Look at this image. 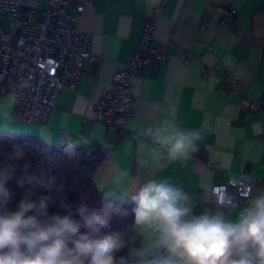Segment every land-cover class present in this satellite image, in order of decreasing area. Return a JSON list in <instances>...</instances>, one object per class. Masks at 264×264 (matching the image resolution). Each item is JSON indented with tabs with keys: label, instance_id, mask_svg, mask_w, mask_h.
<instances>
[{
	"label": "crops",
	"instance_id": "obj_1",
	"mask_svg": "<svg viewBox=\"0 0 264 264\" xmlns=\"http://www.w3.org/2000/svg\"><path fill=\"white\" fill-rule=\"evenodd\" d=\"M82 2L75 25L93 34L96 58L84 61L74 89H61L46 124L15 119L14 95H2L0 130L35 134L55 146L71 142L100 148L103 158L94 169L93 183L105 195L124 201L153 178H169L183 187L197 215L217 208L211 187L230 177L254 179L252 196L264 192V0ZM231 6L237 14L222 24ZM150 18L155 21L153 45L165 56L133 73V106L125 132L119 134L115 126L96 119L95 102L113 88L116 70L136 53ZM244 98L259 101L261 107L245 109ZM166 119L199 133L198 150L188 159L156 161L147 149L141 150V144L153 147L141 133ZM246 206L220 210L235 219Z\"/></svg>",
	"mask_w": 264,
	"mask_h": 264
},
{
	"label": "clouds",
	"instance_id": "obj_2",
	"mask_svg": "<svg viewBox=\"0 0 264 264\" xmlns=\"http://www.w3.org/2000/svg\"><path fill=\"white\" fill-rule=\"evenodd\" d=\"M141 135L153 145L141 144V150L147 149L156 161L188 159L198 150L200 139L198 132L167 119ZM73 147L70 142L67 150ZM23 155L19 147L0 154V264H264V192L250 196L248 206L229 219L220 209L235 207L231 200L218 201L217 208H205L197 215L183 187L169 178L147 179L127 195L134 204V220L127 233L101 235L113 211L119 209L109 203L102 212H89L82 204L77 211L83 224L72 218L71 211L50 214L53 196H33L37 185L51 192V180L34 176L19 180L21 186L27 182L33 188L16 211L8 210L12 193L7 183L16 172L14 162ZM82 227L88 231L81 232ZM124 249L126 254L117 255Z\"/></svg>",
	"mask_w": 264,
	"mask_h": 264
},
{
	"label": "built area",
	"instance_id": "obj_3",
	"mask_svg": "<svg viewBox=\"0 0 264 264\" xmlns=\"http://www.w3.org/2000/svg\"><path fill=\"white\" fill-rule=\"evenodd\" d=\"M83 10L82 0H0V97L14 95L15 119L48 123L61 89H74L84 61L96 58L93 34L75 25L76 14ZM236 14V7L231 6L221 23H229ZM154 29V19H147L136 53L116 70L113 88L95 102L96 119L108 127L115 126L119 134L125 132L133 106V73L165 56L153 45ZM243 107L258 110L261 103L244 98ZM253 184L254 179L230 177L226 183L212 185V200L216 204L231 200L234 205H248Z\"/></svg>",
	"mask_w": 264,
	"mask_h": 264
},
{
	"label": "trees",
	"instance_id": "obj_4",
	"mask_svg": "<svg viewBox=\"0 0 264 264\" xmlns=\"http://www.w3.org/2000/svg\"><path fill=\"white\" fill-rule=\"evenodd\" d=\"M19 147L23 150V157L14 162L17 169L7 187L12 193V199L7 208L17 210L19 201L25 196L32 184L25 182L21 186L18 181L27 176H34L43 181H53L51 192L41 185L34 189L33 199L40 195H52L54 202L48 209L50 214H67L71 211L72 218L83 224V218L77 211L79 206L86 205L89 212H102L109 203L113 205V211L109 225L101 229V235L109 232L127 233L133 223L134 204L105 195L94 185L92 175L98 162L103 158L100 148L87 149L83 146H75L68 151V144L61 146L50 145L35 134H19L16 132L0 130V154L11 153ZM66 205L67 207H63ZM88 229L82 227L81 232ZM127 249L117 255L126 254Z\"/></svg>",
	"mask_w": 264,
	"mask_h": 264
},
{
	"label": "rangeland",
	"instance_id": "obj_5",
	"mask_svg": "<svg viewBox=\"0 0 264 264\" xmlns=\"http://www.w3.org/2000/svg\"><path fill=\"white\" fill-rule=\"evenodd\" d=\"M1 130L15 132V131L11 130L10 128H7V129H1Z\"/></svg>",
	"mask_w": 264,
	"mask_h": 264
}]
</instances>
